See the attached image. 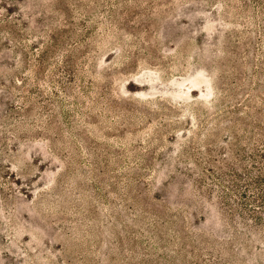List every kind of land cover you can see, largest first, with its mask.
Masks as SVG:
<instances>
[{"label":"rangeland","instance_id":"rangeland-1","mask_svg":"<svg viewBox=\"0 0 264 264\" xmlns=\"http://www.w3.org/2000/svg\"><path fill=\"white\" fill-rule=\"evenodd\" d=\"M259 219L264 0H0V264H264Z\"/></svg>","mask_w":264,"mask_h":264},{"label":"trees","instance_id":"trees-1","mask_svg":"<svg viewBox=\"0 0 264 264\" xmlns=\"http://www.w3.org/2000/svg\"><path fill=\"white\" fill-rule=\"evenodd\" d=\"M259 223L258 225H256V227L254 229H250L249 231V235L251 237V241L253 240H264V221L262 219H259ZM235 222V221H234ZM234 226V225H233ZM263 227V228H262ZM235 228V226L233 227ZM234 230V229H233ZM230 236L229 238L232 237H239L241 236L239 233L237 232H229ZM246 243V242H245ZM244 244V243H243Z\"/></svg>","mask_w":264,"mask_h":264}]
</instances>
